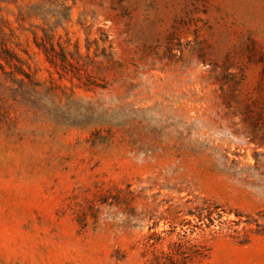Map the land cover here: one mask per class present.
Returning a JSON list of instances; mask_svg holds the SVG:
<instances>
[{"label": "rangeland", "instance_id": "374dc122", "mask_svg": "<svg viewBox=\"0 0 264 264\" xmlns=\"http://www.w3.org/2000/svg\"><path fill=\"white\" fill-rule=\"evenodd\" d=\"M42 1L0 2L7 46L39 107L73 99L96 124L18 104L0 72V264H146L151 234L205 245L193 264H264V0H56L53 43L85 55L102 33L118 65L79 79L18 16Z\"/></svg>", "mask_w": 264, "mask_h": 264}, {"label": "trees", "instance_id": "16d2710c", "mask_svg": "<svg viewBox=\"0 0 264 264\" xmlns=\"http://www.w3.org/2000/svg\"><path fill=\"white\" fill-rule=\"evenodd\" d=\"M17 0H0L5 4L16 3ZM18 16L26 18L31 15L38 16L41 19L42 25L38 27L41 32V36L37 37L35 32H30L33 37L34 46L40 50L45 58V61L53 68L59 69L63 73H71L72 76L79 79L82 76L86 78H94L91 75H102L113 71L118 68L116 61L111 52L110 44L107 41V37L99 33L97 40L89 41L86 39L85 43V55H81L78 45L75 44L72 47V51H69V40L65 42H55L54 32L55 29L61 27L68 19V8L63 3L56 0H43L31 5H18ZM5 24L0 18V25ZM3 26L0 27V61L5 66L11 69L10 72H6L4 67L0 64L1 75L8 78V82L16 86L20 93L17 100L18 104H23L28 109L41 108L40 110L46 112L48 115H52L53 120L62 122L64 119L62 114L65 112L69 115H73V122L69 123L70 126H88L96 124V120H92L93 109L89 105L77 107L76 102L73 99L66 98V105L64 107L54 106L52 109L39 107L37 97H39L42 85L34 82L30 75L25 73L21 66H26L25 62L21 60L12 49H9L6 42V34L3 32ZM39 39V43L36 41ZM94 46L93 57H89L87 54L90 46ZM14 69V70H13ZM20 76L18 79L17 77ZM39 88V89H38ZM15 90V88H14ZM14 90L10 89L12 94ZM1 98V95H0ZM14 100V99H13ZM5 100L0 99V102ZM31 104V105H30ZM82 116V121H77ZM78 118V119H77ZM89 120V121H88ZM92 120V121H90ZM87 121V122H86ZM104 202V201H103ZM200 210V209H198ZM188 214L191 211H188ZM201 210L197 213V217L201 218ZM150 230V228H149ZM160 240L156 234H151L147 237V242L143 244L145 248L144 253H147L148 249L151 251V258L146 264H193L195 261L203 260L207 257L209 249L199 243L181 242V240L171 243L167 247V251L154 250V246L158 243H148L149 240Z\"/></svg>", "mask_w": 264, "mask_h": 264}]
</instances>
